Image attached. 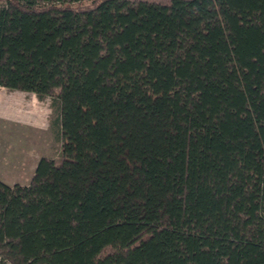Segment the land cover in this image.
<instances>
[{"label":"trees","instance_id":"trees-1","mask_svg":"<svg viewBox=\"0 0 264 264\" xmlns=\"http://www.w3.org/2000/svg\"><path fill=\"white\" fill-rule=\"evenodd\" d=\"M0 87L62 140L0 180L14 264H264V0H0Z\"/></svg>","mask_w":264,"mask_h":264},{"label":"rangeland","instance_id":"rangeland-1","mask_svg":"<svg viewBox=\"0 0 264 264\" xmlns=\"http://www.w3.org/2000/svg\"><path fill=\"white\" fill-rule=\"evenodd\" d=\"M53 101L0 87V180L7 185H29L42 158L59 157V104ZM14 263L1 246L0 264Z\"/></svg>","mask_w":264,"mask_h":264}]
</instances>
